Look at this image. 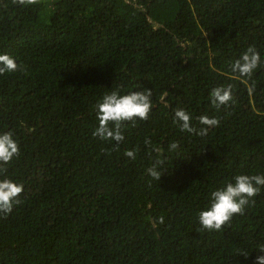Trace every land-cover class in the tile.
Instances as JSON below:
<instances>
[{
  "label": "trees",
  "instance_id": "trees-1",
  "mask_svg": "<svg viewBox=\"0 0 264 264\" xmlns=\"http://www.w3.org/2000/svg\"><path fill=\"white\" fill-rule=\"evenodd\" d=\"M250 46L261 63L240 77L230 64ZM0 54L20 65L0 76V133L20 147L0 179L24 185L0 215V264H258L264 187L222 231L198 213L235 176L264 175V0H0ZM229 84L216 109L211 89ZM117 89L152 90L118 148L92 135ZM177 108L197 131L200 116L219 126L182 132ZM145 138L164 149L160 181Z\"/></svg>",
  "mask_w": 264,
  "mask_h": 264
},
{
  "label": "clouds",
  "instance_id": "clouds-1",
  "mask_svg": "<svg viewBox=\"0 0 264 264\" xmlns=\"http://www.w3.org/2000/svg\"><path fill=\"white\" fill-rule=\"evenodd\" d=\"M38 2L39 0H12L13 4L22 7L36 5ZM260 63V53L254 46H250L230 64V70L240 77L251 78ZM18 70H20V65L13 57L8 54H0V76ZM151 97L152 90L150 89L127 94H121L117 89L105 94L101 101L95 105L98 126L92 133L93 137L104 141H115L118 148L125 139L122 127L126 122H132L134 125L136 120H148L152 110ZM163 99L162 96L161 100ZM210 101L216 109L228 106L233 101L232 85L212 88ZM198 120L203 125L199 131L192 126L191 115L186 110L177 108L174 111L173 123L182 132L195 133L203 137L208 135L210 129L218 127L220 123L219 119L208 116H200ZM144 143L150 148V156L152 152L156 153L152 166L146 170L147 174L152 179L160 181L162 175L158 168L164 163V149L153 146L149 138H145ZM178 147V142H173L168 145V150L175 151ZM19 155L20 147L13 138V133L11 131L0 133V174L5 173L6 166ZM124 155L133 160L136 158L135 150H126ZM261 187H264V175L240 174L234 177V182H229L224 187L212 191L210 206L198 213L201 229L209 232L222 231L234 216L243 215L249 203L255 202L253 198L260 193ZM23 191V184H18L8 178L0 179V215L7 217L15 206L21 204L20 196ZM158 222L163 224L164 217H159ZM259 252L264 253V246H260ZM240 255L248 256L245 253H240ZM258 264H264V256L258 257Z\"/></svg>",
  "mask_w": 264,
  "mask_h": 264
}]
</instances>
